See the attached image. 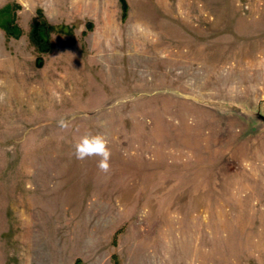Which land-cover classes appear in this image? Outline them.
Segmentation results:
<instances>
[{
  "label": "rangeland",
  "instance_id": "rangeland-1",
  "mask_svg": "<svg viewBox=\"0 0 264 264\" xmlns=\"http://www.w3.org/2000/svg\"><path fill=\"white\" fill-rule=\"evenodd\" d=\"M125 1L7 0L0 264H264V0Z\"/></svg>",
  "mask_w": 264,
  "mask_h": 264
},
{
  "label": "clouds",
  "instance_id": "clouds-1",
  "mask_svg": "<svg viewBox=\"0 0 264 264\" xmlns=\"http://www.w3.org/2000/svg\"><path fill=\"white\" fill-rule=\"evenodd\" d=\"M6 98L7 94L0 92V103H4ZM57 126L61 130H66L70 122L62 117L58 120ZM109 144V139L102 133H86L73 145V155L79 161L98 157L97 167L106 174L110 171L111 148Z\"/></svg>",
  "mask_w": 264,
  "mask_h": 264
},
{
  "label": "trees",
  "instance_id": "trees-1",
  "mask_svg": "<svg viewBox=\"0 0 264 264\" xmlns=\"http://www.w3.org/2000/svg\"><path fill=\"white\" fill-rule=\"evenodd\" d=\"M120 6L121 18L123 20L127 12L126 1L120 0ZM0 24L4 27V29H6L7 32L11 33L12 35L17 36L19 34L17 30L16 32H14V30L11 29V26L13 24H11V22H9L8 20L5 23L0 22ZM50 28H52V26L47 24L46 20L43 17L41 9H37V16L33 19L30 27V37L39 51H47L51 47V43L48 39V30ZM41 63V57H37L35 64L37 66H41ZM111 257L113 259V264H119L115 254H113Z\"/></svg>",
  "mask_w": 264,
  "mask_h": 264
},
{
  "label": "crops",
  "instance_id": "crops-1",
  "mask_svg": "<svg viewBox=\"0 0 264 264\" xmlns=\"http://www.w3.org/2000/svg\"><path fill=\"white\" fill-rule=\"evenodd\" d=\"M9 2H7V0H5V1H3V2H1L0 1V17H2V18H4L5 20L6 19H8V16H9V14H8V7H9V4H8ZM16 4L17 5H21L19 2H16ZM70 4H71V2H70ZM65 6V8H66V5H64ZM38 9H41V8H38ZM66 10H67V8H66ZM65 10V11H66ZM42 11V10H41ZM64 11V12H65ZM7 21V20H6ZM5 23V22H4ZM4 31H5V29H4ZM7 32V31H6Z\"/></svg>",
  "mask_w": 264,
  "mask_h": 264
}]
</instances>
